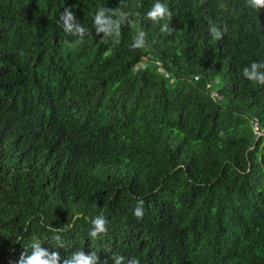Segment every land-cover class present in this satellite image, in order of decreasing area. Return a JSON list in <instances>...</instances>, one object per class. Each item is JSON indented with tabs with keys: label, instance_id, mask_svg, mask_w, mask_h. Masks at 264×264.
<instances>
[{
	"label": "trees",
	"instance_id": "obj_1",
	"mask_svg": "<svg viewBox=\"0 0 264 264\" xmlns=\"http://www.w3.org/2000/svg\"><path fill=\"white\" fill-rule=\"evenodd\" d=\"M155 2L122 0L139 15L103 38L93 13L121 0H0V264L37 240L59 264L79 249L95 264H264V85L242 75L264 62V8L160 0L165 33L146 18ZM137 28L148 46L132 50Z\"/></svg>",
	"mask_w": 264,
	"mask_h": 264
},
{
	"label": "clouds",
	"instance_id": "obj_2",
	"mask_svg": "<svg viewBox=\"0 0 264 264\" xmlns=\"http://www.w3.org/2000/svg\"><path fill=\"white\" fill-rule=\"evenodd\" d=\"M247 6L259 11L264 8V0H246ZM126 5L121 3L118 7L109 8L105 5L96 9L93 13V25L96 34L104 33L103 38L115 37L120 34L121 28L129 24L135 23L133 16H138L139 13H132L131 11H125ZM173 16L172 11L167 4L161 3L160 0H156L150 10L146 13L147 20L158 22L160 20H166L167 22L161 26V31L170 33L169 23ZM60 24L64 32L71 36L78 37V43H83L85 35H90L88 29H86L81 22H79L70 9V7H64L63 12L59 15ZM227 31L226 24H217L215 22H209L208 32L216 40L223 38ZM148 46L147 33L142 28H137L136 34L130 44L132 50L138 48H144ZM243 77L258 85H264V62L253 61L250 65L245 66L242 69ZM136 200V207L133 211V216L137 219H142L144 215V199L133 196ZM80 214L77 213V216ZM91 224V230L89 236L92 238H99L101 235H106L108 231V220L100 213L94 217H91L88 221ZM63 229L52 228V231L56 232L54 239L57 245L62 246L61 237L59 232ZM32 252L30 255L21 253L18 264H59V253L51 252L41 247V243L37 240L32 245ZM99 259L95 251L85 255L82 249L72 252L68 258L63 260V264H95ZM114 261V264H140V260L136 257L126 258L123 255H114L109 257ZM102 264H107V260H104Z\"/></svg>",
	"mask_w": 264,
	"mask_h": 264
},
{
	"label": "built area",
	"instance_id": "obj_3",
	"mask_svg": "<svg viewBox=\"0 0 264 264\" xmlns=\"http://www.w3.org/2000/svg\"><path fill=\"white\" fill-rule=\"evenodd\" d=\"M254 130H255V132L258 131V126L256 124L254 125Z\"/></svg>",
	"mask_w": 264,
	"mask_h": 264
}]
</instances>
